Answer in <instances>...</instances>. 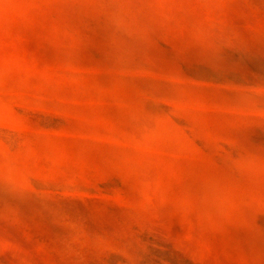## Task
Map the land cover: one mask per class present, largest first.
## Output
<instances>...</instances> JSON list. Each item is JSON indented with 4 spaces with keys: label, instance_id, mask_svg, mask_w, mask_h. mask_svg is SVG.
<instances>
[{
    "label": "rangeland",
    "instance_id": "obj_1",
    "mask_svg": "<svg viewBox=\"0 0 264 264\" xmlns=\"http://www.w3.org/2000/svg\"><path fill=\"white\" fill-rule=\"evenodd\" d=\"M0 264H264V0H0Z\"/></svg>",
    "mask_w": 264,
    "mask_h": 264
}]
</instances>
